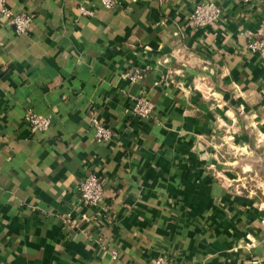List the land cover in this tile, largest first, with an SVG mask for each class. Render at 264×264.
Wrapping results in <instances>:
<instances>
[{
  "label": "crops",
  "instance_id": "1",
  "mask_svg": "<svg viewBox=\"0 0 264 264\" xmlns=\"http://www.w3.org/2000/svg\"><path fill=\"white\" fill-rule=\"evenodd\" d=\"M202 1L6 0L32 19L0 15V264H264V59L247 46L264 0H211L218 20L196 26ZM142 89L148 118L130 112ZM90 171L97 205L77 191Z\"/></svg>",
  "mask_w": 264,
  "mask_h": 264
},
{
  "label": "built area",
  "instance_id": "2",
  "mask_svg": "<svg viewBox=\"0 0 264 264\" xmlns=\"http://www.w3.org/2000/svg\"><path fill=\"white\" fill-rule=\"evenodd\" d=\"M249 1V0H243ZM105 7H111L115 0H101ZM78 10L83 14H93V11L83 5L78 6ZM221 14V6L211 0H205L197 3L191 13L190 18L196 26H206L210 23L216 22ZM0 15L6 17L14 26V29L23 33L27 30L32 14L25 11L15 12L6 4V0H0ZM258 37H252L248 39L247 46L252 51H257L261 58L264 59V18L261 20L259 26ZM122 77L130 80H139L142 76L138 68L123 72ZM163 83L169 84L170 79L168 76L162 77ZM154 109L153 102L146 96L144 90L142 89L137 95L133 96V103L130 106V112L140 118H148ZM23 119L27 122L31 131H43L47 129L51 123L49 116H44L37 114L32 110H26L23 114ZM91 123L94 126L95 138L98 141L108 140L112 136V132L109 126L105 125L96 116L91 115ZM77 191L79 198L88 204L97 205L101 202L104 196V187L99 178V176L90 171L84 175L77 186ZM74 221V220H71ZM116 252L113 251L112 256L115 257ZM151 264H191L188 262L178 263L173 261L166 256L159 255L156 256Z\"/></svg>",
  "mask_w": 264,
  "mask_h": 264
}]
</instances>
